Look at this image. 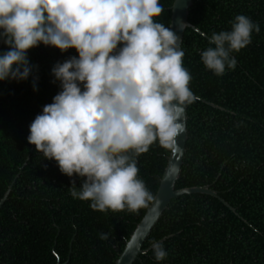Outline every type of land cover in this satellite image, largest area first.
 Here are the masks:
<instances>
[{"label": "trees", "instance_id": "trees-1", "mask_svg": "<svg viewBox=\"0 0 264 264\" xmlns=\"http://www.w3.org/2000/svg\"><path fill=\"white\" fill-rule=\"evenodd\" d=\"M173 2L159 0L156 19L167 27ZM238 14L260 30L232 54L235 68L223 76L200 60L207 40L189 28L183 34L182 63L199 100L187 105L186 151L175 184L176 190L208 186L235 212L207 195L172 199L133 264H157L153 241L168 252L159 264H264V0H193L188 23L211 35L230 30ZM75 55L37 45L27 50L36 67L26 80L0 81V201L9 192L0 209V264H115L145 214L146 207L101 213L72 198L70 179L79 188L83 178L61 174L27 142L29 124L60 90L51 68ZM170 151L154 142L136 157L137 175L153 197Z\"/></svg>", "mask_w": 264, "mask_h": 264}, {"label": "clouds", "instance_id": "clouds-1", "mask_svg": "<svg viewBox=\"0 0 264 264\" xmlns=\"http://www.w3.org/2000/svg\"><path fill=\"white\" fill-rule=\"evenodd\" d=\"M162 10L159 0H0V41L7 47L0 81L26 80L36 67L27 50L37 45L76 52L51 68L60 90L29 124L26 139L61 174L83 178L79 188L70 179V196L101 213H136L153 201L136 157L154 142L175 150L182 113L194 100L178 37L156 19ZM195 30L207 40L204 68L220 77L260 29L238 14L230 30ZM134 242L138 249L136 238L126 249ZM152 253L157 264L168 255L156 241Z\"/></svg>", "mask_w": 264, "mask_h": 264}, {"label": "water", "instance_id": "water-1", "mask_svg": "<svg viewBox=\"0 0 264 264\" xmlns=\"http://www.w3.org/2000/svg\"><path fill=\"white\" fill-rule=\"evenodd\" d=\"M192 2L193 0H174L173 5L170 9L171 17L169 28L178 37L179 46H181L183 34L187 28L197 32L195 30L196 28L188 23V11L192 6ZM194 100H199V98L194 96ZM203 102L207 103L205 101ZM207 104L213 106L210 103ZM181 123L183 125V132L179 137L176 138L177 147L175 148V150L170 151L169 157L167 159V165L160 179L159 187L154 196V199L146 207L145 214L143 215L139 223L135 226V229L129 238V240L133 238L139 239V248L137 249L135 242L127 249L125 246L123 252L120 254L115 264H133L139 255L146 252L142 250V245L149 237L151 230L158 222L159 218L164 213L169 202L172 199L191 194L207 195L219 200L225 207L229 208L232 212H235V209L224 202V200L219 197L217 192L211 190L208 186L181 190L175 189V184L179 179L184 154L186 151L185 145L187 141V106L184 108V111L182 113ZM8 193L0 201V209L4 201L6 200ZM57 264H60L59 260L57 261Z\"/></svg>", "mask_w": 264, "mask_h": 264}]
</instances>
